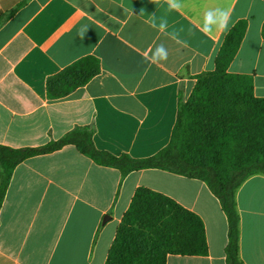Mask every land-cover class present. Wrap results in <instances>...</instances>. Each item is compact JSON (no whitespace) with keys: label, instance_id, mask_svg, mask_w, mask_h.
<instances>
[{"label":"crops","instance_id":"obj_1","mask_svg":"<svg viewBox=\"0 0 264 264\" xmlns=\"http://www.w3.org/2000/svg\"><path fill=\"white\" fill-rule=\"evenodd\" d=\"M0 0V144L40 147L77 127L93 129L99 150L141 159L171 140L180 102L196 77L216 68L227 32L199 29L211 8L228 10L229 28L247 31L229 72L253 77L264 98V0ZM155 17L166 31L151 27ZM176 33L175 36L172 34ZM163 44L168 58L151 62ZM94 59L98 73L64 97L49 95V79ZM151 189L198 214L206 256L169 254L166 264H227L228 220L219 199L199 179L162 169L122 176L73 145L21 162L0 210V264H105L136 190ZM240 257L264 264V175L236 194Z\"/></svg>","mask_w":264,"mask_h":264},{"label":"trees","instance_id":"obj_2","mask_svg":"<svg viewBox=\"0 0 264 264\" xmlns=\"http://www.w3.org/2000/svg\"><path fill=\"white\" fill-rule=\"evenodd\" d=\"M246 31L247 21L241 20L227 32L215 70L196 77L191 96L179 103L170 142L151 157L136 159L99 150L90 127H77L40 147L0 144V210L21 162L73 145L97 164L118 169L123 177L142 169H162L204 181L227 216L226 262L245 264L240 257L236 194L248 178L264 175V98L255 96L252 76L228 70ZM98 71L94 59L77 63L49 79V95L67 96ZM208 253L205 225L198 214L164 194L140 187L122 217L105 264H166L169 254Z\"/></svg>","mask_w":264,"mask_h":264},{"label":"clouds","instance_id":"obj_3","mask_svg":"<svg viewBox=\"0 0 264 264\" xmlns=\"http://www.w3.org/2000/svg\"><path fill=\"white\" fill-rule=\"evenodd\" d=\"M170 11H179L183 6L181 0H165ZM231 19V14L228 10L221 8H211L207 10L204 14L203 25L199 29L205 35L212 33L214 30H219L221 32H229V21ZM151 27L158 28L159 31H166L168 28V22L165 18L160 19V23L157 25L155 17L151 20ZM235 25L233 24V27ZM173 36L176 33L172 34ZM168 52L163 44L158 45L155 51L152 53L151 62L158 63L159 61L167 60Z\"/></svg>","mask_w":264,"mask_h":264}]
</instances>
